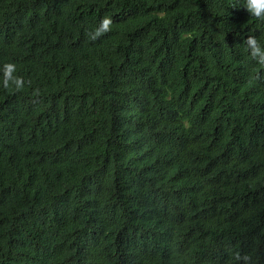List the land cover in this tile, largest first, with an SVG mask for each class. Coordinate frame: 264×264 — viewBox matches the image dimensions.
<instances>
[{"label": "trees", "instance_id": "16d2710c", "mask_svg": "<svg viewBox=\"0 0 264 264\" xmlns=\"http://www.w3.org/2000/svg\"><path fill=\"white\" fill-rule=\"evenodd\" d=\"M250 36L246 0H0V264H264Z\"/></svg>", "mask_w": 264, "mask_h": 264}, {"label": "clouds", "instance_id": "9594fccd", "mask_svg": "<svg viewBox=\"0 0 264 264\" xmlns=\"http://www.w3.org/2000/svg\"><path fill=\"white\" fill-rule=\"evenodd\" d=\"M246 8L252 14L258 17H264V0H246ZM110 24V19H104L102 24L96 28L95 32L92 34L93 38L98 36L100 33L107 31ZM247 43L252 55L264 62V43H261L255 36L248 37Z\"/></svg>", "mask_w": 264, "mask_h": 264}]
</instances>
